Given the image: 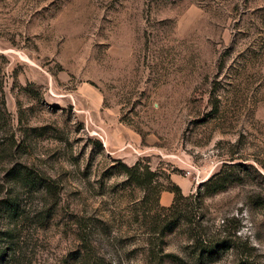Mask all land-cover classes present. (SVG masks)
<instances>
[{"label": "rangeland", "instance_id": "obj_1", "mask_svg": "<svg viewBox=\"0 0 264 264\" xmlns=\"http://www.w3.org/2000/svg\"><path fill=\"white\" fill-rule=\"evenodd\" d=\"M0 69V264H264V0H0Z\"/></svg>", "mask_w": 264, "mask_h": 264}, {"label": "trees", "instance_id": "obj_2", "mask_svg": "<svg viewBox=\"0 0 264 264\" xmlns=\"http://www.w3.org/2000/svg\"><path fill=\"white\" fill-rule=\"evenodd\" d=\"M0 73H2V79H4V73L0 69ZM26 92H34V91H28V89H25ZM10 124V114L7 111L6 108V101H5V93L3 86H0V131L3 129L9 128ZM9 131V130H7ZM11 140H13L11 149L16 148V150L20 151L22 149V145L20 143H16V140H14V134L11 133ZM13 167L10 169L11 174L15 173H23L26 175V177L30 180H32L34 183L37 181L36 177H32L31 174L29 173L28 169L26 167L21 166L18 163H15L14 161L12 162ZM238 167L237 164H224L222 169L209 177L206 181L201 183V188H204V195H211L215 194L219 191H223L226 189V187L229 185V177H227V171L226 169H232ZM120 169L122 173L126 176L128 182L132 183L135 185L137 188H144L147 189L149 193L154 194L156 197V207L160 209L161 211L167 213V212H175L178 211L182 208L183 204L192 199L195 195H189V196H184L180 187L177 184H174L171 180L170 177L167 175H164L163 180H159L158 176L155 172H153L149 166L148 163H145L143 160H138L134 163L133 166L128 167L126 165H123L120 163ZM14 178V177H13ZM167 185V186H166ZM162 192H168L173 195V202L171 206L169 207H163L160 206L159 203V196ZM200 189L197 191L196 194H199ZM149 194H147L148 196ZM13 207V206H12ZM156 219H160L159 216H156ZM183 220V219H182ZM153 223L154 229H152V234H157L158 237L163 238L166 234L165 229L163 228L160 231H157V224L158 222ZM180 223V219L177 221ZM77 228H78V236L79 240L82 244V248L86 252V260L89 259V244H90V239L88 238V234L86 233V228L87 225L82 223V220L77 221Z\"/></svg>", "mask_w": 264, "mask_h": 264}, {"label": "crops", "instance_id": "obj_3", "mask_svg": "<svg viewBox=\"0 0 264 264\" xmlns=\"http://www.w3.org/2000/svg\"><path fill=\"white\" fill-rule=\"evenodd\" d=\"M177 185L180 187L182 193L184 192V190L189 189V183L187 182H183V183H177ZM173 202V195L168 193V192H162L159 196V203L161 204V206L163 207H169L171 206Z\"/></svg>", "mask_w": 264, "mask_h": 264}]
</instances>
